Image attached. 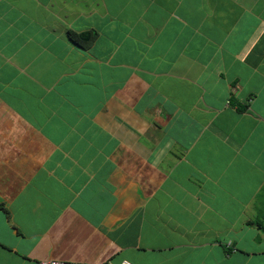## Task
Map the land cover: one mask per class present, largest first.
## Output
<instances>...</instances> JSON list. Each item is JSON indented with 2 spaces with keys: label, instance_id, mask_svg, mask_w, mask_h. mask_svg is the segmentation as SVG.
<instances>
[{
  "label": "crops",
  "instance_id": "0c3cea01",
  "mask_svg": "<svg viewBox=\"0 0 264 264\" xmlns=\"http://www.w3.org/2000/svg\"><path fill=\"white\" fill-rule=\"evenodd\" d=\"M263 190L264 0H0V264H264Z\"/></svg>",
  "mask_w": 264,
  "mask_h": 264
},
{
  "label": "trees",
  "instance_id": "16d2710c",
  "mask_svg": "<svg viewBox=\"0 0 264 264\" xmlns=\"http://www.w3.org/2000/svg\"><path fill=\"white\" fill-rule=\"evenodd\" d=\"M69 39L77 44V45H82V46H89L90 44H92L94 42V40L96 39V33L94 32H84V33H79V34H75L73 32H69L68 33ZM258 229H262V231L264 232V228L258 226Z\"/></svg>",
  "mask_w": 264,
  "mask_h": 264
},
{
  "label": "rangeland",
  "instance_id": "374dc122",
  "mask_svg": "<svg viewBox=\"0 0 264 264\" xmlns=\"http://www.w3.org/2000/svg\"><path fill=\"white\" fill-rule=\"evenodd\" d=\"M245 171H246V170H245ZM245 171H244V173L242 174V175H244L243 178H242L243 180H247V178H250V177H251V174H250V173H252V170H250V169L247 171L248 173H246ZM262 192H264V190H263ZM262 197H263V195H262ZM258 202H260V200H259ZM257 205H258V204H257ZM259 206H261V205H259ZM251 214H255V213H254V212H249V213H248V215H251ZM257 214H259V213H257ZM257 228H258V227H257ZM253 232H254L255 234L258 232L257 234H258L259 236H262V231H261V229H259V230H257V231H254V230H253ZM254 233H253V234H254ZM255 245H256V247H258V246H260L261 244H260L258 241L255 240Z\"/></svg>",
  "mask_w": 264,
  "mask_h": 264
},
{
  "label": "built area",
  "instance_id": "2783aa9c",
  "mask_svg": "<svg viewBox=\"0 0 264 264\" xmlns=\"http://www.w3.org/2000/svg\"><path fill=\"white\" fill-rule=\"evenodd\" d=\"M43 264H83V263L60 261V260L52 259V260L45 261ZM120 264H132V263L128 261H122Z\"/></svg>",
  "mask_w": 264,
  "mask_h": 264
}]
</instances>
